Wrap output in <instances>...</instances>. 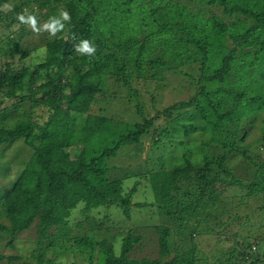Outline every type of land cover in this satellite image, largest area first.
<instances>
[{
	"label": "trees",
	"instance_id": "16d2710c",
	"mask_svg": "<svg viewBox=\"0 0 264 264\" xmlns=\"http://www.w3.org/2000/svg\"><path fill=\"white\" fill-rule=\"evenodd\" d=\"M86 40L92 55L77 51ZM0 58V146L22 138L31 151L14 177L0 165V263L21 258L2 247L33 229L32 264L68 251L84 264H206L203 238L223 247L207 264H264V0H14L0 10ZM172 76L186 95L158 109ZM148 135L153 199L132 202L139 181L125 189L130 174L108 158ZM243 181L246 193L222 195ZM248 196L263 203L243 216L227 208ZM131 205L163 222L149 225L154 258L130 256L143 239L131 229L117 244L99 237L106 223L70 231L74 210L129 218ZM235 219L253 230L241 235Z\"/></svg>",
	"mask_w": 264,
	"mask_h": 264
},
{
	"label": "rangeland",
	"instance_id": "374dc122",
	"mask_svg": "<svg viewBox=\"0 0 264 264\" xmlns=\"http://www.w3.org/2000/svg\"><path fill=\"white\" fill-rule=\"evenodd\" d=\"M14 2V0H7V2L3 3L0 5V10H5L9 7L10 3ZM40 25H45V22L42 20H39ZM31 45L32 47L36 45L35 40H31ZM43 50L42 48H39L38 50L34 51V53L31 55L30 59L27 62H33L36 60H39L40 57L42 56ZM0 58V62H1ZM170 82H171V90L170 89H165L162 93V97L158 98L159 102L157 103L156 108L160 109V107H164L166 105L171 104L173 101H176L178 99H182L185 97V93H179L177 92L176 85L177 81L174 76L170 77ZM145 97H147V94H144ZM115 105V104H114ZM114 105L111 106L112 110L114 108ZM116 109H114L115 111ZM39 113L42 114V116L45 115V112L43 110L38 109ZM159 122H161L159 120ZM159 122H156L154 124V127L156 128L155 134H159L162 123L160 124ZM246 128H249V125H246ZM258 135L257 129H254L250 132L249 134V139L256 138ZM151 135H148L146 137H143L141 140L142 143V149L138 150L136 149L133 145H124L121 146L116 154L112 157L108 158V161L111 163H115L117 165H121L125 167L124 171L129 173V177H126L124 180L125 184V189L129 188L132 184L133 181H139L137 185V190L135 193L132 195L131 200L132 202H142V201H150L153 199V193L151 191V188L148 184V182L145 180L149 176H144V160L148 157V152H149V145H150V137ZM194 136H190L192 138ZM166 138L162 137V141H164ZM195 139V137H194ZM259 148V147H258ZM165 150V147L161 150H154L152 151V156H156L160 151L162 152ZM31 153L30 148L27 147L24 142L22 141V138L17 139V140H11L8 144L0 146V165H4L7 167L6 175L8 177H14L16 173L22 168L24 165V162L27 160L29 157V154ZM257 153L260 154L261 157H264V150L259 148L257 150ZM151 155V154H150ZM172 156H176L172 154ZM166 158L170 159L171 156H166ZM177 161V160H176ZM3 166V167H4ZM134 175V176H133ZM138 175V176H137ZM3 180H0V187L3 185L2 183L5 184V179L2 177ZM241 179H246L244 175H240ZM150 179V178H149ZM247 182L243 181L242 185H233L231 186L228 192H223L222 195L227 197L236 199L238 196L242 195L243 193L247 192L246 186ZM233 199V200H234ZM262 200L257 197V196H248L244 198V204L241 206L239 205L238 207L235 208L234 202L229 204V208L231 211H236L240 212L241 215L243 216L245 213L249 212V209L257 208L258 205H260ZM228 209V210H229ZM93 217L94 220H87L88 218L85 217L82 213H80L78 210L72 211L68 222L70 223V231L73 232H78L81 233L82 229L76 228L74 225L78 221H82V225L84 224V229L88 228V222H95L97 224L99 223H106V227L104 230L101 231L99 234V237H108L114 242V244L118 243L120 239V235L125 233L128 229H131L132 233L135 234H141L143 235V239L140 241L139 244L136 245V247L131 251L130 256L131 257H151L154 258L155 256H158V245H157V235L155 228L152 226H149L152 223H163L160 222V217L157 215L156 208L154 206H144V207H135L131 205L130 209V215L129 218H126L122 213L115 208L114 206H102L99 207L90 213ZM243 220V219H242ZM241 221V220H240ZM252 221V220H251ZM254 222V221H252ZM211 224L214 223V221L210 222ZM210 224V225H211ZM228 226L233 227V230L239 229L241 232V235L247 234L251 229V227H247L248 225L241 224L239 225L236 222V219L234 221H230V224ZM227 226V227H228ZM231 229V231H233ZM116 235L117 237H114ZM114 238V239H112ZM215 241V243H214ZM199 248H200V254L205 258V262H209L214 255H216L221 247L219 246V242L216 240H204L199 239L198 240ZM177 241L174 243V246ZM15 248H10L4 246L2 247V251L5 252L6 254L9 253H17L18 256H21L16 262L11 263V264H32L33 260L31 258H27L28 256V249L32 246H34V231L33 229L26 230L20 234H18L17 238L14 241ZM186 246V245H185ZM175 249V248H174ZM203 252V253H201ZM47 255H51V252H48ZM52 258H55L56 264H84L85 261L83 260L82 257L78 255H73L71 251L64 252L62 254H58L57 256H51ZM0 264H9L6 263L5 261H2ZM55 264V263H54Z\"/></svg>",
	"mask_w": 264,
	"mask_h": 264
},
{
	"label": "clouds",
	"instance_id": "9594fccd",
	"mask_svg": "<svg viewBox=\"0 0 264 264\" xmlns=\"http://www.w3.org/2000/svg\"><path fill=\"white\" fill-rule=\"evenodd\" d=\"M69 17H68V15H67V13H65L64 15H63V19L64 20H67ZM21 19H23V18H21ZM56 23H59V21H56ZM61 27L63 26V25H60ZM77 51L78 52H80L81 54H88V55H92V54H94V52H95V47L94 46H92L91 44H90V42L89 41H84L82 44H81V46H79V48L77 49Z\"/></svg>",
	"mask_w": 264,
	"mask_h": 264
}]
</instances>
